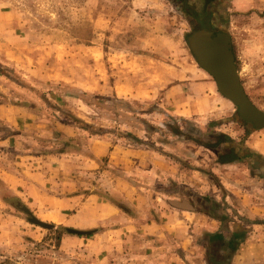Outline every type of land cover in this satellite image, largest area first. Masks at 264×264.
I'll use <instances>...</instances> for the list:
<instances>
[{"label": "rangeland", "instance_id": "rangeland-1", "mask_svg": "<svg viewBox=\"0 0 264 264\" xmlns=\"http://www.w3.org/2000/svg\"><path fill=\"white\" fill-rule=\"evenodd\" d=\"M207 1L0 0V264L135 263L125 256L137 246L169 255L191 233L188 259L213 264L217 250L230 258L264 237L246 226L258 217H210L217 234L194 217L189 235L177 222L163 236L141 227L172 210L168 172L214 201L208 214L233 216L241 199L264 205V128L239 117L187 44L194 17L195 30L226 33L240 83L264 112V0ZM179 128L202 141L222 134L246 159L223 163L228 147L184 140ZM129 209L128 240L117 216Z\"/></svg>", "mask_w": 264, "mask_h": 264}, {"label": "crops", "instance_id": "crops-1", "mask_svg": "<svg viewBox=\"0 0 264 264\" xmlns=\"http://www.w3.org/2000/svg\"><path fill=\"white\" fill-rule=\"evenodd\" d=\"M246 144H248V142H245ZM249 146V145H248ZM249 149H253L252 147L249 146ZM169 176L171 177L172 180H174L175 182H178L177 184V188L174 189L175 192H173L174 196H170L168 198H170L169 200H174L172 203L170 204L172 210L169 211L168 213L163 212L160 216L161 217H165L166 220H164L163 222L161 221L159 224L158 223H149V224H144L141 225L142 229L148 233V234H155V231H160V235L159 236H163L165 232L164 230H168L171 232V227H173V225H171V223L173 222H177L178 224V229H176L175 227L173 228L174 230H179V231H183L185 233H187V235H189L191 232H194V227L197 228L198 225H200V229L199 230H203L207 233H211V232H215V234H217V231H214L216 226H221V222L219 220L210 218V217H258V219L260 220L259 222H251V219L247 220V225L252 226L253 230H259V228H262V230L264 229V221H261L260 217H264V205L261 204H256L255 202H247L244 199H241V206L239 207H235L236 212L233 216H229L227 215L225 212H222L220 214H215V213H211L208 214V212L206 211V207L209 206L208 204L210 202H214V201H208L206 200L204 197H202V191H199L198 193L194 192L193 193V185L191 184V181L188 180L186 181V178L181 181L178 180L175 177L171 176L170 172ZM180 174H186L189 175L188 172H186V170L180 171ZM178 180V181H177ZM264 180V179H263ZM183 195L184 197H186V195H188V199L187 197L185 199H182L181 201H176L178 200L177 198ZM204 196V195H203ZM215 200V199H212ZM211 204V203H210ZM244 204V205H243ZM197 205H198V210L197 209ZM251 205V206H249ZM196 206V207H195ZM245 206H248V208H245ZM107 208L109 210H112V212H115L116 209L113 206L108 205ZM222 211V210H221ZM117 217H121V220H123L125 223L124 225H128L125 226L126 228V232H129V234H127L126 239H130L132 238V234H131V229L129 230V224L133 223L134 225H137L135 222V219H133L132 217H135L133 215V213L131 212V210L129 209L127 214H123V215H118ZM194 217L196 218V222L197 224L195 225L194 223V227L192 228V220L191 218ZM190 218V219H189ZM189 219V220H188ZM175 226V225H174ZM124 227V226H121ZM133 227V226H131ZM203 228V229H202ZM123 228H120V230ZM116 229L115 228H105L103 231H101V233H109V231H111L112 233H114ZM192 230V231H191ZM228 230H230L228 228ZM233 230V229H232ZM252 230V231H253ZM264 231V230H263ZM193 233H191V235H189V238L187 237L184 238L182 237V243L181 245H178V250H173V252H171V254L169 253V255L167 253L163 252L162 247L161 248H157V253H156V257H154L155 255H151L153 256L151 258V256L148 255V253L146 251H143V249H141L140 247H136V249L134 251H129L126 253V258L127 259H135V263H128V264H143L145 261H149L151 260V264H189V263H195V264H201L203 262V264H207V258L206 255L203 254V259L200 260H195L192 262L190 261V259H188L192 254V250L191 247V241L190 238H193L192 236ZM254 234V233H252ZM251 239L253 238L252 236H250ZM143 238V237H142ZM255 238V237H254ZM145 239H148L147 237ZM125 241V242H128ZM187 240V241H186ZM250 239H248L249 241ZM258 241L259 243L253 244L250 248L248 249H244L245 246L244 245H240L241 247H239V249L237 248L236 251L232 252L230 255V258L225 257L224 253L222 251L217 250V261H212L213 264H225V260L227 259V263L226 264H264V237L262 235H258ZM249 243V242H248ZM153 245V244H152ZM190 246V247H189ZM164 247V246H163ZM189 247V250H188ZM252 247L254 248L252 254L250 255H245V250H250L252 249ZM198 248V247H197ZM156 249V248H155ZM153 249V250H155ZM196 249V248H195ZM125 249H123L124 251ZM250 251V252H251ZM132 256V257H131ZM129 261H126V263ZM199 262V263H198Z\"/></svg>", "mask_w": 264, "mask_h": 264}, {"label": "water", "instance_id": "water-1", "mask_svg": "<svg viewBox=\"0 0 264 264\" xmlns=\"http://www.w3.org/2000/svg\"><path fill=\"white\" fill-rule=\"evenodd\" d=\"M188 47L199 66L213 78L218 92L237 107L239 117L255 129L264 128V112L248 98L238 76L231 52L229 36L206 29L194 30L187 37ZM29 222L49 228L50 226L31 217ZM69 233L80 231L67 229Z\"/></svg>", "mask_w": 264, "mask_h": 264}, {"label": "trees", "instance_id": "trees-1", "mask_svg": "<svg viewBox=\"0 0 264 264\" xmlns=\"http://www.w3.org/2000/svg\"><path fill=\"white\" fill-rule=\"evenodd\" d=\"M210 1H212V0H208L207 2H210ZM215 1H218V4H221V3H223V2H225V1H228V0H214V2ZM195 18V17H194ZM197 18H195V20H196ZM191 20H188V23H189V25H191ZM196 23H198V25H200L199 24V22H198V20L196 21ZM216 33H223V32H219V30H217V32ZM215 33V34H216ZM226 34V33H225ZM231 46V45H230ZM204 70V69H203ZM205 71V70H204ZM252 126V125H251ZM250 126V127H251ZM253 127V126H252ZM251 127V128H252ZM254 128V127H253ZM177 131V135L178 136H182V139H184V140H191V141H193V142H195V143H197V144H199V145H202V146H206V147H208V148H210V149H213V150H217V149H221L222 147H228V149L227 148H225V149H227V152H226V154H224L226 157H227V160L226 161H223V163H233V162H235V161H239V160H245L246 159V156H244V154L243 155H238V153L239 154H242L241 152L242 151H240V150H237V149H234V147L232 146V144H230L229 142H226L224 139H225V136L224 135H222V134H219V133H213V134H211V135H209L208 137L209 138H206L207 140L206 141H202V140H199V139H196V138H193V137H191V136H189V135H187V134H184V132H183V130H181L180 128L179 129H176ZM198 136L199 137H202L203 136V134H201L200 132H196V137L198 138ZM221 147V148H220ZM247 152H251V154H253L254 156H256V158H261V156H258V155H256V153L255 152H253V151H249L250 149H245ZM261 161H262V159H261ZM261 167V166H260ZM263 169H264V166H263ZM172 203H175V202H172V201H170V204H172ZM126 210V209H125ZM200 211V210H199ZM91 233L92 232H89V233H86V235L87 236H90L91 235Z\"/></svg>", "mask_w": 264, "mask_h": 264}, {"label": "flooded vegetation", "instance_id": "flooded-vegetation-1", "mask_svg": "<svg viewBox=\"0 0 264 264\" xmlns=\"http://www.w3.org/2000/svg\"><path fill=\"white\" fill-rule=\"evenodd\" d=\"M191 21H192V22H191L190 28L193 29L192 31H194L195 28H196V24H197V23H196L195 18H193V20H191ZM192 31H191V33H192ZM212 32H213V31H212ZM191 33H190V34H191ZM190 34H189V35H190ZM213 35H215V34L213 33Z\"/></svg>", "mask_w": 264, "mask_h": 264}]
</instances>
